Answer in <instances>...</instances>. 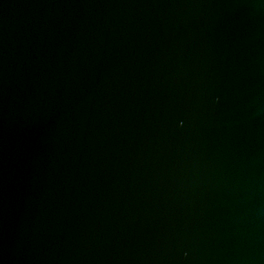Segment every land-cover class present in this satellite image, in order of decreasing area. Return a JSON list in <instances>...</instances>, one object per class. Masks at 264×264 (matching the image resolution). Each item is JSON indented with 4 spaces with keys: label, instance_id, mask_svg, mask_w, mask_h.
Listing matches in <instances>:
<instances>
[{
    "label": "water",
    "instance_id": "95a60500",
    "mask_svg": "<svg viewBox=\"0 0 264 264\" xmlns=\"http://www.w3.org/2000/svg\"><path fill=\"white\" fill-rule=\"evenodd\" d=\"M0 264H264V0H0Z\"/></svg>",
    "mask_w": 264,
    "mask_h": 264
}]
</instances>
